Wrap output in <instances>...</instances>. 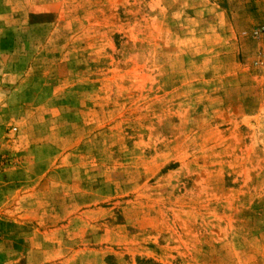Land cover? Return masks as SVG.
Segmentation results:
<instances>
[{
    "label": "rangeland",
    "instance_id": "obj_1",
    "mask_svg": "<svg viewBox=\"0 0 264 264\" xmlns=\"http://www.w3.org/2000/svg\"><path fill=\"white\" fill-rule=\"evenodd\" d=\"M0 264H264V0H0Z\"/></svg>",
    "mask_w": 264,
    "mask_h": 264
}]
</instances>
